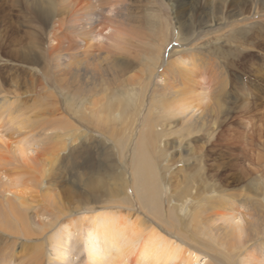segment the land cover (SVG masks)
I'll list each match as a JSON object with an SVG mask.
<instances>
[{"label": "bare ground", "instance_id": "bare-ground-1", "mask_svg": "<svg viewBox=\"0 0 264 264\" xmlns=\"http://www.w3.org/2000/svg\"><path fill=\"white\" fill-rule=\"evenodd\" d=\"M20 1L24 2L42 21L45 27L42 33L48 44L45 46V43L42 47H38L41 42H39V37L31 34L28 45L26 44L25 48L21 46L15 52L16 58L22 56L24 63L34 67L33 72L30 73L29 85L22 94H18L16 91L21 90V88L19 85H14L15 83L13 86L11 83L14 91L5 90L4 79L1 80L2 76H0V230L4 232L3 234L8 236L21 235L26 240H31L36 234L40 235L43 240L42 243L33 246L29 252L30 255H28L31 264H68L71 251L79 252L80 250L82 251L80 253H83L84 257L86 256L85 259L87 258L85 261L87 263L84 262L85 264H168L169 262L176 264L180 258L182 261L179 260L180 263L178 264H191L192 255H194L192 257L195 261L199 256H202L205 259L204 264H228L225 260L226 257H223L225 253L222 252L227 245H222L220 239L218 245L221 246L222 250L216 246L220 251L207 248L204 245V243L208 244L207 241H212V237L209 235L212 229H209L208 225L209 212L206 213L207 209L203 208V206L207 207L208 205L211 209L210 200L212 197L209 195L215 192L209 187L211 184L208 182L210 177L206 170L201 171L198 169L195 171L199 165L197 161H194L193 166L190 168L189 164L182 161V158L179 157L174 161L172 156L170 162L173 163L171 165L168 164L169 166H175L176 163L181 165L182 163V166H179L181 168L179 169L181 171H178L179 173H182V171L185 173L195 171V173L185 183L180 193L175 195L174 200L177 205H169L166 209H162L161 205L159 208L155 207L157 205L155 203L158 200L153 203V194H151L153 188H151L149 182L151 179L148 177L151 172L145 161H141L142 154L146 152L145 157L146 154L149 155L151 153L156 162L161 163L163 157H168L169 149H178L184 144L189 146L188 142L191 143L197 140L198 137L205 133L210 135V129H216L215 126L217 124L214 122L210 124L209 118L213 116L212 113L215 112V109L218 113L217 116L224 112L223 106L225 103H222L221 96L223 98L227 91V81L220 70L223 64L213 61L214 58L207 55L206 50L199 52L198 55H190V53L184 51H177L174 45L171 47L169 58L164 61L160 73H156L159 64H156V69L153 66L149 70L147 69L148 64L144 66L141 63L142 59H144H141V57H144V53L149 54V50H146L148 43L145 45V39L151 35L147 33L146 11L149 10L151 12L152 10L153 14L161 11L164 4L160 0ZM166 2V10L170 9L169 13L171 12L175 24L178 26L177 41L192 33L197 27L201 29L204 26H208L213 30L223 24L226 26L230 22H241V24L246 26L245 21L249 19L250 13L253 16L264 12V0H166ZM210 3L211 6H208ZM25 4L24 6H26ZM149 4L151 8L148 7ZM191 4H195L192 6L193 8H201L202 12L195 11L196 13H203V9H206L207 6L212 8L210 11V13L212 12L211 16H208L207 19V17L199 15L198 23H190L187 21L188 13L190 10L194 13L193 8H189ZM165 17L168 18V16ZM195 17L197 18V15ZM158 21L156 19V22ZM38 25L40 24L36 26ZM95 26L99 28V32L95 31ZM157 29L160 33L166 30H164L162 25L158 26ZM222 37L225 39L224 36ZM216 46L218 47L217 44ZM191 49L188 48V51ZM133 51L144 53L139 56L137 53L136 56L132 53ZM157 53L158 50L153 51V54L160 58ZM151 55H148L145 60L153 61L156 59ZM86 56L89 58H86ZM197 61L200 62L199 65H197ZM86 67L89 72L85 70ZM84 72L87 74L86 76H84ZM96 74L99 75V79L94 78ZM197 76L201 79H206H204L206 88H202V85L193 80ZM143 77L148 79L147 84L151 82L152 77H156L157 85L153 92L151 108L145 114L144 126L141 133L138 134V141L136 142L134 171L130 167L133 183L130 182L129 184L127 175L121 171L119 173H123V176H118L119 173L117 171L116 177L114 176L111 179L112 181L108 182L106 180L109 184H106L105 180L101 178H89L87 181H82V189L85 191L86 196H72L78 197L81 201H92L94 204L102 200V198H121V202L125 201L129 206H120L119 202L117 207L120 212L126 211L131 217L128 218L129 215H127L128 217H123L124 213L123 216L107 214L108 212L102 213L103 211L94 213L95 215L87 219L81 228H79L80 222L77 220L73 227L61 225V228L57 230V233L49 241L46 237L47 230L61 222L62 218L68 217L67 212L71 211L70 208L68 209L62 204V198L59 195L48 194L46 192L48 187H46L47 185L45 186V181H48L46 182L48 184L53 177V172H50L53 168L49 166L52 161L47 156L54 154L53 152L57 148L62 151L65 150L68 136L66 128L69 122L61 116V106L56 101V94L59 93L58 95L64 97L63 107L65 108L69 107V104H66V98L71 99V97L77 95L88 97L89 104L93 108H90V106L85 109L84 115L81 114L79 116L80 121L84 123L88 130L91 129V126L105 129V126L110 124L108 123L109 119L100 117L99 110L94 112L98 108V104L103 101L100 110L106 112L108 105L104 103L107 100V93H111L112 88L123 85H139L144 88L147 84L144 87L142 86ZM237 78L234 77L235 80ZM238 83L241 86V80ZM30 88L35 89V91L33 89L30 90ZM197 88L203 91L198 92ZM207 90L208 93L206 94ZM32 91H34L33 94ZM29 95H32V98ZM101 95L103 96L102 99H93ZM136 96L137 94L131 97L132 104L138 101V98L135 100ZM122 103L125 106L129 105ZM122 103L119 102L117 107ZM138 105L139 103L136 104L137 107L133 108L134 111L139 107ZM152 108H155L153 110L157 113L159 112V116L152 112ZM239 108L241 107L238 106L237 109ZM68 110L67 108L66 112ZM92 110L93 112L89 114ZM55 115H60L61 117H54ZM133 127V124L130 125L131 132ZM159 127L162 129L160 132L157 130ZM120 130H110L112 141L116 142L120 138ZM173 135L182 138L177 147H171L169 139ZM166 137H168V141L166 140L165 142L164 140L162 141L163 145L160 144L158 146L159 140ZM198 150L201 151V149ZM190 154L198 157L197 150L195 153L192 150ZM197 159L200 161V158ZM2 162L5 164H2ZM254 164L253 162L251 163L253 166ZM56 171H58L57 168ZM119 178H121L120 182L122 184L119 183ZM250 178H246V181L248 180L249 182H245L248 191H253L255 194L263 193L264 180ZM3 179L6 181H3ZM262 182L263 184L260 186ZM194 184H196V189H198V186H202V191L200 193L195 191L192 195L191 191ZM128 185L133 189L136 201L138 200L139 203L136 205V210L134 203L127 196ZM33 187L39 188V191L33 192ZM1 189H3L5 194L3 197L1 196ZM26 194L30 199L24 197ZM189 195H192V199H194L190 200V202H195L192 206V212H190V209H184L186 200H189L186 198ZM169 199V202H171L172 197ZM114 207L112 206V208ZM102 208H105V206L99 207L97 210L101 211ZM34 209H36L34 212L35 218H37V213H39V216L42 215V217L38 218L41 219L46 215L45 219L47 221L44 219L33 220L30 211L32 210L33 212ZM178 209L189 214L190 220L182 219L181 215L176 213ZM75 210L79 209L75 206ZM135 212H140L141 216L132 219ZM216 214L218 215L219 213ZM81 220L84 221L85 219L83 220L82 218ZM234 224L235 226H232V229L236 237H240L244 233L243 227L239 223L237 225V221ZM35 226L43 231L36 233ZM251 226H253V222L248 221V227ZM77 229L80 232L78 233L82 235L73 238L72 231L76 230L77 232ZM169 240H174L176 243L174 244ZM43 242L44 244L48 242V247L52 245L51 251L54 252V258L49 250L47 251L43 248ZM178 242L185 245L187 251L191 253L186 256L187 251H184L185 249L182 250L184 247L181 249ZM234 256L232 255L230 258ZM128 258L131 259L130 262ZM11 262V258L3 260V264H12Z\"/></svg>", "mask_w": 264, "mask_h": 264}, {"label": "rangeland", "instance_id": "rangeland-1", "mask_svg": "<svg viewBox=\"0 0 264 264\" xmlns=\"http://www.w3.org/2000/svg\"><path fill=\"white\" fill-rule=\"evenodd\" d=\"M160 1L163 2L164 4V7H162L163 11L161 10L157 12V14H153L152 10L151 12L149 10L146 11V16H147L146 26L149 29V30L147 29V33L148 35L151 34L150 36L147 37V39H145V43H146L145 45H147L148 43V45L146 46L148 48L146 50H149V54L144 52L141 53L137 51H133L132 53L134 55L138 53L137 54L138 56L143 55L144 53L143 55L144 57H141V59L144 58L142 59L141 63L144 64V66L145 64H148L147 69L149 70L153 66H155L156 69L157 67L156 64H159V67L156 70L157 71L156 73L158 74L160 73V70L163 67L162 65L164 61L169 58L170 49L173 45L174 48L177 49V51H184L190 53V55H198L199 52L201 53L206 50L205 51L206 54L214 58L213 61H218L223 64V66L220 67V70L223 72L224 74L223 77L227 81V87H226L227 91L223 96V98L221 96L222 103L223 104L225 103L223 106L224 112L217 116L218 113L216 112L215 109V112L212 113L213 116L209 118L211 122L210 124H213V122L217 124L215 126L216 129L214 130L210 129L209 131L211 133V134L209 133L210 135L206 133L203 134L201 137H198L197 140L191 143L188 142V144H190L189 146L182 143L184 144L183 146H181L182 148L180 147L178 149L177 148L169 149L168 157H163L161 163H157L156 160L153 158V155H151V153L149 155L146 154V157H145L146 152L142 154L141 161H145V163L149 167V171L151 172V174H149L148 177L152 180V181L150 180L149 182L151 188H153L151 190V194H153L152 198L154 200L153 203H155L156 200H158L155 203L157 204L155 205V207L159 208L161 205L162 209H166L169 205H173V204L175 205L176 204L174 200L175 195L180 193L185 183L188 182V180L193 176L195 171H197L198 169L201 171L206 170V173L210 177L209 179L210 181L208 182L212 184V185L210 184L209 187L212 188L215 192H212V194L209 195L210 197H212V199L210 200L211 209L209 208L208 205L207 207L203 206V208L207 209L206 213L209 212L208 225L210 227L209 229H212L211 234L209 235H211L212 237L211 239L213 241L212 243L208 235L210 241H207L208 244L204 243V245H206L207 248H211V249L213 248L215 250H217L218 248L221 249L220 248L221 246L218 245V241L220 239L222 245L224 244L227 245V247H225V250H223L222 252L225 253L223 254L224 255L223 257H226L225 260L227 261L228 264H233V263L264 264V256H262L264 255V232H263L264 231V190L263 193L259 192L258 194H255L253 191L249 192L248 189L246 188L247 186L246 183L249 182L248 180L246 181V178L248 179L250 177H253V179L259 178L261 180H264V12H260L261 14H254L253 16L250 13L249 19H246L247 22L244 20L245 23L247 24L246 26L244 24H241V22H230L226 26L225 24H223L219 26L217 29L215 28L213 30L210 29L208 26H204L203 28H201L202 30L197 27L195 28L194 31H192V33H189V35H186L185 37H182L180 40L177 41L178 26L175 24V21L173 19L174 17H172L171 12L169 13L170 9L168 8V10H166L167 9L166 0H160ZM24 4L25 3L24 2L22 3L20 0H0V37L2 38V39L0 38L1 39L0 40V72H1L0 76H2L1 80L4 79L3 80V82L5 83L4 87L5 90L7 89V91H14L13 89L14 87H12L14 83H15L14 85H19L21 90H16L18 94H22L28 87L30 73L33 72L34 67L33 65L24 63L22 60L23 58L22 56H18L16 58L15 52L19 48H21V46L25 48V45L29 42L31 34H34L37 37H39V42L40 41L41 42L38 47H42L43 44L45 43H46L45 46H47L48 44L42 33L43 30L45 29L42 21L32 10H30V8L26 4H25L26 6H24ZM194 5L195 4H191L189 8H193L192 6ZM208 6H211V3ZM208 6L206 7V9H203V13H199L202 12L201 8L194 7L193 8L194 13L192 10H190V12L188 13L189 16L187 21H189L192 24L194 23L196 24V22L197 23L199 22L198 20L199 15H202V17L205 18L207 17L208 19V16H211L212 13V12L210 13L212 8H209ZM25 7L27 8V10ZM148 7L151 8L150 4ZM195 11H199V12L196 13ZM155 15L156 16L158 15L157 16L158 18ZM195 15H197V18L195 17ZM165 16H168V18ZM156 19L159 20L158 21L159 23L156 22ZM36 23L40 25L36 26L37 25ZM161 25L164 27V30L166 29L165 32L163 31L162 33H160L158 31L157 27L158 26L160 27ZM166 27L168 28V30ZM39 29H41V31H39ZM98 30L99 28L97 27L95 31ZM95 34L98 36L97 33ZM222 36H224L225 39ZM40 38L42 39L40 40ZM151 44L152 47L150 48ZM216 44L218 45V47L216 46ZM188 48H192V49L188 51ZM155 50H158L157 55L160 58H157L156 54L155 55L153 54V51ZM148 55H151L156 59H154L153 61L145 60ZM86 58L89 57L86 56ZM199 64L200 62L197 61V65ZM21 68L23 69V71ZM15 69H17L18 71ZM85 70L89 72V69L87 67ZM83 74L84 76L87 75L85 72ZM234 77H238L237 80H235ZM94 78L99 79L100 77L99 75L96 74L94 75ZM155 78L156 77L154 78L152 77L151 82L147 84L148 79L143 77L142 86L144 87L145 84L148 85V86L146 85V87L144 88H142L139 85L137 86L123 85L120 87L116 86L112 88L113 91L111 90V93L110 92L107 93V100L106 103H104L108 105L107 111L104 112L100 110L103 105L102 103L103 101L99 103L98 108L94 110V112L99 110L100 117L111 120L110 122L108 120V123L110 124L106 125L105 129L95 128L91 126V129L88 130L85 127L84 123L80 121L79 116L81 114L84 115L85 109L91 106L89 104L88 97L77 95L75 97H71V99L66 98V104L67 105L69 104V107H67L69 110L66 112L67 108L63 107L64 97L58 95L59 93L56 94L57 96L56 101L61 106V111H60L61 116H63L67 120V122H69L68 123L69 126L67 125L66 128V130L68 131V133L66 132V134L68 136L66 138V145L64 148L65 150L62 151L61 149L57 148L56 151L53 152L54 154H52L51 156L50 155L47 156V158L52 161L51 165L49 166H52L53 168V170L50 171L51 173L53 172V177L48 184H46V182L48 181H45V186L47 185L46 187H48L46 190L48 194L52 195L53 193V195H59L60 198H62L61 200L62 204L66 208L68 209L70 208L71 211L67 212V214L69 215L68 217H66L65 219L62 218L61 222H59L57 225L47 230L48 233L47 235L46 234L45 235L49 239V241L57 233V230L61 228V225H68L73 227V224L77 220L80 222L78 223L80 224L79 228H81V226H84L85 221H87V219L93 217V215H95L96 213H101L102 211H103L102 213L108 212L107 214H113L115 216L117 215L123 216L124 213L123 217L125 216L128 217L127 215H129L128 218L131 217L128 212L126 211L120 212V209L117 207L119 202H120L119 204L120 206L123 207L129 206L128 204H126L127 202L125 201L121 202V198L118 197H115L114 199L107 198L108 200L106 198H102V200L94 204L92 201H88V202L81 201L78 197L75 196L72 197V196L73 195H77L79 197L86 196L85 191L82 189V183H83L82 181H87L89 178L92 179L101 178L102 180H105L106 184H109L108 182L112 181L111 179L114 176L116 177L117 171L118 173L119 171L125 173L128 177L129 184L130 182L133 183V179L131 176V168L134 171L135 168L134 155L136 150V142L138 141V136H139L138 134L141 133L144 126L143 120L146 116L145 114L148 112V109L151 108L150 105L153 100V95H154L153 92L155 91L157 85ZM199 78L200 77L197 76V78H193V80L199 83L200 85H202V88H206L205 87L206 84L204 82L206 79L205 78L199 79ZM21 80L22 82H20ZM240 80H241V86L238 83V81ZM23 87H25V89H23ZM32 89L33 88H30V90ZM33 90L35 91V89ZM196 90H198V92L203 91L200 88H197ZM34 91H32V94ZM207 93L208 90L206 91V94ZM135 94H137L135 100L138 98L137 99L138 101H135L134 102L135 105H134V103L132 104L131 97ZM11 96L13 95L11 94ZM29 96L30 98H32V95ZM102 97H103L102 95L96 96V98L93 99H99V98L102 99ZM119 102L121 103L124 102L129 105L125 106L122 103L120 104L121 106L118 105L119 107L118 108L117 104ZM138 103H139L138 105L139 107L134 111L133 108H135L136 104ZM238 106H240L241 108L237 109ZM90 108H93V106H91ZM153 109L155 108H152V112H154V114L159 116L158 115L159 112L157 113ZM92 112L93 110L90 111L89 114H91ZM61 116L55 115L54 117H61ZM120 121L122 122L120 123ZM132 124L134 126L132 128L133 134L130 128V125ZM112 129H121L120 130L121 136L119 138L120 140L118 139L116 142L112 141L110 134L111 132L110 130ZM157 130L158 132H160L162 129L159 127V129ZM131 135L133 136L131 137ZM171 137H170L171 139H169V141L171 142V147L172 146L177 147L178 144L182 141V138H178L177 135L175 136L173 135ZM161 139L159 140L160 143L158 144V146L160 144L163 145L162 141L164 140L165 142L166 140L168 141V137ZM198 149H201V151H199ZM192 150L193 153H195V151L197 150L198 157L190 154ZM172 156L174 161L179 157L182 158V161H185V163L189 164L190 168L193 166V162L197 161V163L199 164L198 168L194 172L185 173L184 171H182V173H179L178 171H181L179 170L181 169L179 166H182V163L181 165L179 163H176L175 166L172 167L169 166L171 165V163H173L170 162ZM197 158H200V161ZM252 162L255 163L254 166L251 165ZM2 164L5 163L2 162ZM163 166L165 167L163 168ZM56 168L58 171H56ZM174 172L177 173L175 174ZM120 173L118 174V176L119 175L123 176V173L121 174ZM120 179L121 178H119V183L122 184V182H120ZM4 180L5 179H3V181ZM1 184H2V180H1ZM262 184L263 182L260 183V186ZM173 187H175L177 190ZM32 189L34 190L33 192L39 191V188L37 187L35 188L33 187ZM127 191H128L127 196L134 203L136 210L137 209L136 205H138L139 203L138 200L136 201L135 193L133 192V189L129 187V185ZM195 191L200 193V191H202V186L201 187L198 186V189H196V184H194L193 190L191 191L192 195L195 193ZM4 195L5 194L3 193V189H1V196L3 197ZM192 195L191 196L189 195L186 198L189 199L188 201L186 200V203L184 202L185 203L184 209L185 208L190 209L191 211L188 210L190 212L193 211L192 206L193 203H195L194 201L190 202V200L191 201L194 200L192 199L193 198ZM24 197L30 199V197L27 194ZM170 197H172L171 202H169ZM110 205L115 207L112 208V206ZM75 206L79 210H75ZM104 206L105 208H102L101 211L97 210L99 207L101 208ZM35 210L36 209H34L33 212L32 210L30 211L31 217L33 220L39 221L40 218L38 217H42V215L39 216L40 214L37 213L38 216L37 218H35V214H34ZM226 210L228 211V213ZM131 213L133 214V212ZM176 213L181 215L182 219L186 221L190 220L189 214H187L183 210L180 209L179 211L178 209V212ZM216 213L219 214L217 215ZM139 216H141L140 212H135L132 219H134L135 217L138 218ZM45 218L46 215H44L43 218L41 219L47 221V219ZM82 218L83 220L84 219L85 220L82 221L81 220ZM236 221H237V225L239 223L243 227L244 233L243 232H242L243 234L241 233L242 237L241 236L236 237L232 229V226H235L234 223H236ZM248 221H252L253 226L248 227ZM34 229L36 233L43 231L41 228H38L37 226H35ZM72 232H73V238L75 237L77 238L82 235L79 234L80 232L78 231V229L77 232L76 230ZM3 233L4 232L0 230L1 264H3L4 259H8V258H11L12 264H17V263L20 264V261L21 264L22 263L27 264L28 262H29L28 264H31L28 255H30L29 252L31 251L33 246L42 243L43 240L40 237V235L36 234L35 237L32 238L31 240H26L23 238L24 236L21 235L8 236V235H4ZM43 237L45 236L43 235ZM213 237L215 241L213 240ZM169 241L173 242L174 244L176 243L174 242V240H169ZM47 244L46 243L44 244L43 242L42 244L43 248L47 251L49 250V252L52 254V257L54 258L53 255L54 252L51 251L52 245L49 246L50 247L49 248ZM179 245L181 246V249L184 247L182 250L185 249L184 251H187L185 245L180 243ZM219 249L218 251H220ZM80 252L82 251L81 250L79 252L71 251L70 253L71 255H69L68 258L69 260L68 264L87 263L85 262L87 259V258L85 259L86 256L84 257V254ZM189 253L191 252L187 251L186 256ZM232 255L234 257L230 258L232 257ZM192 256L190 261L191 264L205 263V259L202 256H199L196 261ZM128 259L130 262L131 259L130 258ZM179 260L182 261L180 258L177 260L176 264L180 263ZM168 264H174V263L169 262Z\"/></svg>", "mask_w": 264, "mask_h": 264}]
</instances>
